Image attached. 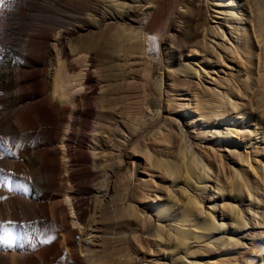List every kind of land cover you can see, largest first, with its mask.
<instances>
[{"label": "rangeland", "instance_id": "rangeland-1", "mask_svg": "<svg viewBox=\"0 0 264 264\" xmlns=\"http://www.w3.org/2000/svg\"><path fill=\"white\" fill-rule=\"evenodd\" d=\"M98 1L5 0L0 3V38L6 43L10 39V43L18 44L21 33H27L33 27L40 26L52 35L49 45L43 48V53L52 57L58 56L55 44L57 39L64 35L65 39L78 47L83 46L85 51L90 50L93 54L97 70L95 74L97 78L100 77L99 85L93 94V102L95 108L102 114L100 116L102 131L97 139L104 143L108 158H115V164L121 160L124 165L118 175L112 173L113 176L110 178L109 185H112V190H109V196H106L105 200L109 205L108 212L101 216L100 223L106 228L105 243L100 242L102 246L98 247L92 246L95 250L89 263L211 264L208 262L210 259L223 258L220 257V253L228 246L233 251L228 255L231 260L240 258L243 264L252 262L264 264V90L254 85L257 67L254 65L249 70L241 71L235 62L224 60L220 54L223 51L219 48H214L215 53L212 48L208 49L216 54L210 53V59L216 57L218 60L210 64L213 67L206 68L200 65L207 71H210V68L215 69L211 73L199 69L206 77L203 85L207 91L206 102H199L204 99L201 94L203 86L198 84L200 77L193 74L186 76L183 72L179 74L176 68L180 66L181 61L187 60L183 51H174L165 62L166 67L165 64L163 67V72L166 73L161 91L163 99H159V91L155 85L149 87L153 93L148 94L153 95L148 98L151 106L149 110L153 114L161 107V117L155 121V118L148 115L146 123L140 126L133 118L140 108L131 105L130 102H135L144 95L141 92L143 87L140 84L136 85L132 79L133 72L136 76L141 74V64H137L132 71L133 65L129 56L124 54L120 45L111 43L118 32L115 26L106 28L98 26L97 16L92 10ZM155 3L158 8L149 24L150 30L158 35L155 39L177 33L180 28L178 32L180 35L176 36V41H182L191 25L189 18L192 16L191 9L193 11L195 7V0H155ZM236 3L243 4L242 12L245 14L243 16L246 18L247 29L252 33L254 31L256 37L264 40V0H236ZM48 4H55V9L49 10ZM181 7L188 11L180 13L179 16L178 11ZM235 9L239 11V7L236 6ZM199 37H202V33ZM255 39L254 37V46L249 45L247 50L258 53L257 56L261 57L262 52ZM145 44L147 48L149 47L148 52L155 55L149 60V67L155 76L160 72L159 46L151 51L148 43ZM85 45H89L86 46L87 49ZM231 55L235 56L236 53L226 49L225 56ZM76 73H80V69L76 70ZM206 74L216 78L222 76L223 87H217V90L228 94L229 101L226 104L222 105L219 102L218 91H213V84ZM8 103L12 105V102ZM204 105L206 107H203ZM85 107L87 108L84 106L83 109H86ZM187 119L197 120L196 125L191 127L190 123L185 126ZM180 125H184L187 132L198 133L197 139L190 138V146L185 145L177 135L169 140L161 138V129L169 128L176 134L175 130ZM243 127H247L253 133H247L238 144L233 143L234 139L228 131ZM90 128L83 129L77 124L75 135L77 134V137L84 134L94 135V130ZM55 131L53 130V134ZM0 134L4 137L3 143L11 148V154H6L5 157L12 159L8 166L3 165L4 175L8 176L9 184L0 185V196L4 197L0 200V220L4 222V227H0V264H24V253L33 254L31 250L33 245L39 250L35 244L36 236H33L31 229H28L29 235L23 239L16 235L18 231H22L18 228L13 230L10 241L3 238L5 227L12 229L11 225H7V221H16L14 216L18 220L16 222L24 223L35 217L34 201L31 200L30 193L15 188L16 183L24 185V180L21 177H13L17 172L15 168L17 156L13 155L20 152L24 139L11 134L10 129L8 131L3 129ZM132 134H141V137L129 143L127 139ZM17 144L20 147H16ZM119 148L123 150L121 156L116 153ZM74 153L75 155L81 153L76 143ZM248 153L250 161L260 172L258 178L262 189L258 191V195L262 198L261 216L256 209L258 203L252 202L253 198L249 196L247 178L251 177V170L249 168L247 170V165L245 166L242 160ZM89 155L92 156L91 152ZM148 160H153L155 166L145 168L144 162ZM83 167V164L76 162L74 169L82 171ZM188 167L195 170L194 177L189 175ZM39 176V173L33 176L32 191L40 181ZM58 188L52 187L51 192H57ZM11 198L14 201H11ZM92 204L94 205V200ZM251 204L254 209L251 208ZM49 207L47 205L48 210ZM193 213L195 215L188 224L180 221L182 217ZM127 216L140 224L150 220L152 230L143 234L141 242L117 245L114 241L117 239L115 232L120 230L118 226L121 224L129 226L125 222ZM160 218L165 222L164 232H167L174 242L168 237L157 239L155 223ZM202 221L207 223L205 229L203 225L201 228ZM246 222L249 225H246ZM237 223L244 228L239 229ZM210 224L216 229L212 230V227L207 226ZM180 232L194 234L193 239H190L183 250L180 245L176 246L175 242ZM47 236L49 235L42 230V238L46 239ZM69 236L77 238L74 231H71ZM254 241L255 248L252 246ZM21 244H28L29 250L24 252L18 249L17 246ZM42 249L48 252L52 248L49 245H41ZM3 252L6 256L2 255ZM55 253L57 261L54 264H63L62 253L58 249ZM81 255L84 257L85 254ZM30 262L31 260L28 264ZM233 263L230 261V264Z\"/></svg>", "mask_w": 264, "mask_h": 264}, {"label": "bare ground", "instance_id": "bare-ground-1", "mask_svg": "<svg viewBox=\"0 0 264 264\" xmlns=\"http://www.w3.org/2000/svg\"><path fill=\"white\" fill-rule=\"evenodd\" d=\"M2 1L5 0H0V3ZM52 3L53 1L50 4ZM194 4L193 11L191 9L192 16L189 18L190 28L180 42L176 41V36L180 35L178 34L180 28L177 33L155 39L158 35L152 32L149 27L154 12L158 8L155 0H99L92 8L98 19V26L116 27L118 32L111 43L116 46L120 45L124 54L129 56L133 65L132 71L135 70L137 64H141V74L136 76L133 72L132 79L136 85L140 84L143 87L141 92L144 95L140 99H136L135 102H130L131 105L140 108L139 112L133 116L140 126L142 123H146L148 115L155 118V121L161 117V107H158L153 114L149 110L151 106L148 98L153 94L149 87L155 85L159 91V99H163L161 91L166 75L163 72V67L168 61L169 55L174 51H183L184 58L187 60V62L181 61L176 71L179 74L183 72L186 76L193 74L200 77L198 84L203 86L201 94L204 99L203 101L199 100V102H206L205 95L207 94L206 87L203 85L206 77L200 73L199 69L205 73H211L215 69L205 70L207 66L213 67L210 64L218 60L216 57L210 59V53L212 50L215 51L214 48L223 51L220 54L224 60L235 62L241 71L249 70L251 66L255 65L257 73L254 77V85L258 89L264 90V40L256 37L254 31L253 33L250 32L245 26L246 18L242 12L244 11L243 4H237L236 0H195ZM54 5L48 4L47 8L54 10L56 7ZM236 6L239 7V11L235 9ZM184 8L179 9V16H181L180 13L188 11ZM211 22L213 24H209ZM201 33L202 37L200 38ZM228 34L229 36H227ZM51 36L49 31L38 26L33 27L27 33H21L18 44L10 43V39L6 43L0 38V131L10 129L11 134L24 139L20 152L13 155L17 156L15 168L18 172H15L13 177H21L24 180L30 198L34 201L33 210L35 214L33 216L35 215V217L29 219V222H33V226L40 230L35 240L39 250L31 247L33 254L24 253V264H28L29 260H31L30 264H54L57 261L55 253L57 249L62 253L63 264H90L89 260H92L94 247L102 246L100 242L105 243L104 238L107 232L100 223L101 216H105L108 212L109 205L105 200L106 196H109V190H112V185H109L110 178L113 176L112 173L118 175L124 164L120 162L121 160L115 164V158H108L104 143L97 139L100 131H102V118L100 117L102 114L95 108L93 102V94L99 85L98 78H100H97L95 74L97 70L93 54L90 50L85 51L83 46L82 48L78 47L66 38L67 41L66 36L63 35L57 39L55 44L58 48V56H49L43 53V48L49 45ZM53 36L55 37V35ZM254 37L262 52L261 57L257 56L258 53L255 54L247 50L249 45L254 46ZM146 42L151 47V51L157 48V45L159 46L160 72H157L155 76L152 75V70L149 67V60L155 55L152 54L153 52H148L149 47L147 48ZM89 45L84 47L87 49ZM210 48H212L211 51L208 50ZM226 49L236 53V55L225 56ZM193 59L197 62H194ZM200 65L206 68L202 69ZM78 69H80V73L77 74L76 70ZM206 75L210 77L213 91H218L219 102L222 105L226 104L229 101L228 94L217 90V87H223L222 76L216 78L213 75ZM149 92L152 94L148 96ZM8 102H12V105ZM84 106L87 108L83 109ZM187 120L185 126L190 123L191 127L196 125L197 120ZM153 123L156 124V122ZM77 124L83 129L91 127L90 130H94V135L84 134L77 137V134L75 135ZM185 126L180 125L175 130L176 134L173 133L172 129H161V131L159 130L161 138L169 140L177 135L185 145L190 146V138L197 139L198 133L187 132ZM53 130L57 131L53 134ZM228 133L234 139L232 142L238 144L247 133L253 132L247 127H243L237 130H229ZM140 137L141 134H132L128 136L127 141L130 143V141ZM75 143L81 149V153L78 155L74 153ZM122 151L119 148L116 153L121 156ZM89 152L92 156L89 155ZM242 160L244 165H247V170L248 168L251 170V177L247 178L249 196L251 199L253 198L252 202L258 203L256 209L261 216L262 198L258 195V191L262 189V184L258 178L260 172L250 161V153L242 157ZM10 161L12 159L5 157L0 160V165L2 167L5 164L8 166ZM76 162L83 164L84 169L82 171L74 169ZM144 166L150 169L155 164L153 160H148V162H144ZM188 171L191 177L195 176L196 172L193 168H189ZM35 173L40 174V181L33 187L32 191V179ZM95 181L96 183H93ZM235 184L234 182L233 185ZM55 186L59 187L58 191L52 193V187ZM92 200H94V205ZM11 201L14 199L11 198ZM47 205L50 206L49 210ZM251 208H253L252 204ZM193 215L195 213L188 214L182 217L180 221L188 224ZM28 217L30 218L31 215ZM14 218L18 221L15 216ZM163 218L155 223L157 224V228H155L157 239L161 240L168 237L174 242V239L167 232H164L165 222ZM125 222L129 226L126 227V225L121 224L118 226L120 230L115 232L117 239L114 241L117 245H124L127 242H141L143 241V234L152 230L150 220L140 224L127 216ZM206 224L202 221L201 228L203 225L205 229ZM246 225L249 223L246 222ZM207 226L212 227V230L216 229L213 224ZM237 226L239 229L244 228L239 223ZM42 230L49 236L56 237L52 243L48 244L52 248L48 252L44 249L41 250L43 244L39 243L40 240H43ZM71 231L77 234V238L69 236ZM92 233L94 234L89 237ZM180 233H178L179 236L175 242L176 246L180 245L179 247L183 250L190 239H193L194 234L192 232L190 235L187 232ZM252 246L253 248L256 247L255 241ZM17 248L25 252L29 250V245L21 244ZM231 252L233 251L227 246L225 251L220 253V257L223 258L217 260L212 258L208 262L211 264H230V261H233V264H243L240 258L231 260L228 257ZM81 253L85 254L84 257ZM2 255L6 256L5 252ZM75 260H77L76 263Z\"/></svg>", "mask_w": 264, "mask_h": 264}, {"label": "snow or ice", "instance_id": "snow-or-ice-1", "mask_svg": "<svg viewBox=\"0 0 264 264\" xmlns=\"http://www.w3.org/2000/svg\"><path fill=\"white\" fill-rule=\"evenodd\" d=\"M3 141H4V137L0 136V160H3L6 154H11V148L6 146L5 143H3ZM16 147H20V145L17 144ZM4 173H5V169L3 167H0V185L7 186L9 184V178L7 175H4ZM15 188L22 189L24 192L28 191V188L25 185L20 184V183H16ZM3 199L4 197L0 196V200H3ZM7 225H11L12 229L9 230L5 227V234L3 238L9 241L12 238L13 230H16L17 228L22 230L16 233L18 238H21V239L26 238L29 235V232H28L29 228H31V232L33 236H36L38 233H40V230L33 226V222L24 223V222H16L13 220H9L7 221ZM0 227H4V222L2 220H0ZM55 239H56L55 236H47L46 239L40 240L39 243L43 245H48L52 243ZM33 247H35V245H33Z\"/></svg>", "mask_w": 264, "mask_h": 264}]
</instances>
